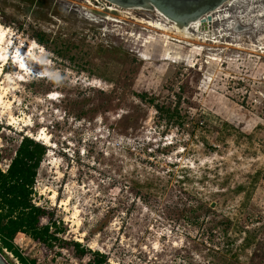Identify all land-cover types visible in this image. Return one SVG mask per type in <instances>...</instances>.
Instances as JSON below:
<instances>
[{
    "label": "rangeland",
    "instance_id": "374dc122",
    "mask_svg": "<svg viewBox=\"0 0 264 264\" xmlns=\"http://www.w3.org/2000/svg\"><path fill=\"white\" fill-rule=\"evenodd\" d=\"M91 1L0 0V168L22 136L48 135L33 201L62 229L50 246L25 234L15 244L35 264H96V252L102 264H264V0L227 1L212 37L186 44L142 22L163 19L154 12L105 20ZM141 92L179 102L182 119ZM155 176L163 194L132 189ZM198 198L220 211L190 226L175 208ZM220 212L254 237L237 259L223 250L245 235L227 239Z\"/></svg>",
    "mask_w": 264,
    "mask_h": 264
},
{
    "label": "trees",
    "instance_id": "16d2710c",
    "mask_svg": "<svg viewBox=\"0 0 264 264\" xmlns=\"http://www.w3.org/2000/svg\"><path fill=\"white\" fill-rule=\"evenodd\" d=\"M19 28L21 29V26ZM32 38L37 43L45 45L40 34H35ZM135 96L141 102L150 105L159 116H163L166 119H182L181 112L177 106L179 102H176V105L171 107V104L166 105L163 102H158L154 95H150L147 92L136 93ZM182 124L183 122H181ZM47 150V146L41 141L30 136H22L7 167L5 169L0 168V253L5 258V252L13 255L20 264H35V260L26 257L15 244V239L18 235L25 234L36 242L50 246L58 240L57 234L62 231L57 222L52 220L51 216L48 218L47 223L42 222V219L48 217L51 212L33 201V189L37 171ZM3 159L4 156L0 150V163ZM182 179L189 181L186 176ZM166 181L169 182V178ZM182 181L179 180L178 183ZM131 183L132 189L136 187L146 188L147 197L151 194H163V191H166V183H162V179L158 176L146 178L144 183L137 180H132ZM183 190L194 194L188 188ZM222 194L224 192L221 190L213 192L214 196ZM198 201L197 204L192 205L183 202L176 205L175 214L178 216L181 213L187 224L193 226L198 223L202 215L206 217L213 216L220 211L217 209L218 202L216 200L207 202L200 198ZM220 214L221 219L217 220L214 226H220L227 239L234 242L237 236L242 233L245 235L237 248L229 247L230 244L226 245L223 250L229 253L231 259L234 257L237 259L239 254L243 253L254 241V237L248 233V230H243L236 223H233L229 216L222 212ZM74 244L80 256L87 252V248L81 247L79 243L74 242ZM96 255L99 256L96 264L105 263L106 258L103 254L96 252Z\"/></svg>",
    "mask_w": 264,
    "mask_h": 264
},
{
    "label": "water",
    "instance_id": "95a60500",
    "mask_svg": "<svg viewBox=\"0 0 264 264\" xmlns=\"http://www.w3.org/2000/svg\"><path fill=\"white\" fill-rule=\"evenodd\" d=\"M116 7L126 9H143L162 15L170 23L188 26L198 21L202 30H212V14L229 0H106ZM104 17L102 13L93 12ZM0 264H10L0 253Z\"/></svg>",
    "mask_w": 264,
    "mask_h": 264
},
{
    "label": "bare ground",
    "instance_id": "6f19581e",
    "mask_svg": "<svg viewBox=\"0 0 264 264\" xmlns=\"http://www.w3.org/2000/svg\"><path fill=\"white\" fill-rule=\"evenodd\" d=\"M88 3L91 4L90 2H88ZM97 8L98 9L93 8V10H91V9L90 10H91V12H94V11L97 12L98 11L99 13H102L104 15L103 18H105V20L120 21V19L122 17H124V12L122 11L123 9H119L116 6H115V8L114 7H104V9L100 8V7H97ZM218 10L212 14V19H213L212 30H202L201 29L202 24L200 22V19L198 21L192 22L190 25H188L186 27L185 26L181 27V26H178L176 24L170 23L168 20H166L162 15H160L158 13H156V14L160 15L163 19L158 18V19H154V20L151 19L148 21L142 20V22L147 23V25L150 26L151 28H154L156 30L163 32V36L165 38H168V39H172V40H176V41H180V42H185V44L189 42L188 40L206 41L212 37L214 32H216V30L214 28V24L216 23V21L218 19H221L220 15L216 16L217 15L216 13H218ZM94 16H97V15L94 14ZM126 16H127V13H126ZM189 30H192L193 33H195V34H193V37H192ZM5 33H6L5 30L0 26V57L2 58L0 63L4 62L6 59L5 56L9 55L7 48L6 49L4 48L5 41H6V34ZM22 52H24V51H22ZM24 60L25 59H23V60L21 59V62H23ZM26 65H27V68H29V69L31 68L32 71L36 70V67H30L27 62H26ZM39 71H40V69H39ZM0 72H1V68H0ZM6 88H1L0 103H3L2 98H3V95L6 93ZM11 119H13V117H11ZM35 139L38 141H42V142L44 141L43 143L47 146L50 145V143H51V141L48 138V135H46L44 132L41 133L40 136L36 137ZM51 198L55 199V193H53Z\"/></svg>",
    "mask_w": 264,
    "mask_h": 264
},
{
    "label": "built area",
    "instance_id": "2783aa9c",
    "mask_svg": "<svg viewBox=\"0 0 264 264\" xmlns=\"http://www.w3.org/2000/svg\"><path fill=\"white\" fill-rule=\"evenodd\" d=\"M91 3L94 4L96 7H100V8H103V9H104V7H114L115 8L114 5L110 4L106 0H92Z\"/></svg>",
    "mask_w": 264,
    "mask_h": 264
},
{
    "label": "flooded vegetation",
    "instance_id": "af4514ba",
    "mask_svg": "<svg viewBox=\"0 0 264 264\" xmlns=\"http://www.w3.org/2000/svg\"><path fill=\"white\" fill-rule=\"evenodd\" d=\"M215 22V21H214Z\"/></svg>",
    "mask_w": 264,
    "mask_h": 264
}]
</instances>
